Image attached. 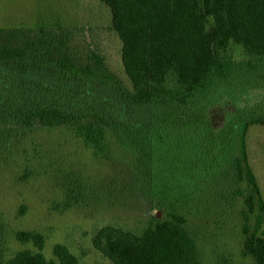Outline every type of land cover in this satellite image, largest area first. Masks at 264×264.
Wrapping results in <instances>:
<instances>
[{"label": "trees", "instance_id": "1", "mask_svg": "<svg viewBox=\"0 0 264 264\" xmlns=\"http://www.w3.org/2000/svg\"><path fill=\"white\" fill-rule=\"evenodd\" d=\"M100 1L132 90L97 52L73 53L65 31L0 27V138L64 125L96 152L111 134L136 153L140 184L165 215L141 233L102 226L92 244L111 264H204L191 223L236 196L240 253L264 264V198L246 146L264 125V0ZM15 237L36 250L0 249V264L79 263L63 244L47 260L39 232Z\"/></svg>", "mask_w": 264, "mask_h": 264}, {"label": "rangeland", "instance_id": "2", "mask_svg": "<svg viewBox=\"0 0 264 264\" xmlns=\"http://www.w3.org/2000/svg\"><path fill=\"white\" fill-rule=\"evenodd\" d=\"M0 27H45L58 35L65 31L73 53L97 52L124 88L132 90L111 12L100 0H0ZM235 50L239 58L244 56L241 48ZM107 144L96 152L64 125L15 130L5 140L0 138V249L4 257L36 250L15 237L18 231H34L45 237L47 260L57 261L54 246L63 244L78 257V264H111L92 244L102 226L141 233L153 216L165 215L140 184L136 153L111 134ZM246 146L264 198V125L249 128ZM243 207V199L236 196L222 206L215 204L211 214L191 223L204 264H252L251 258L240 253Z\"/></svg>", "mask_w": 264, "mask_h": 264}, {"label": "water", "instance_id": "3", "mask_svg": "<svg viewBox=\"0 0 264 264\" xmlns=\"http://www.w3.org/2000/svg\"><path fill=\"white\" fill-rule=\"evenodd\" d=\"M160 215V213H158V216Z\"/></svg>", "mask_w": 264, "mask_h": 264}]
</instances>
